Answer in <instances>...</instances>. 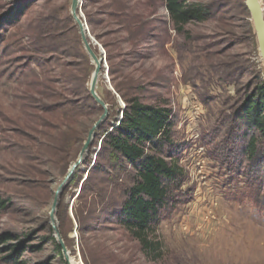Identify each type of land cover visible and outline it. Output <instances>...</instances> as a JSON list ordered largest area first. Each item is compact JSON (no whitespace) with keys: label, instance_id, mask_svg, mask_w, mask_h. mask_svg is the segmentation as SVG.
Masks as SVG:
<instances>
[{"label":"rangeland","instance_id":"rangeland-1","mask_svg":"<svg viewBox=\"0 0 264 264\" xmlns=\"http://www.w3.org/2000/svg\"><path fill=\"white\" fill-rule=\"evenodd\" d=\"M71 1L0 0V264H264V139L250 157L239 119L264 77L245 0H193L208 16L181 29L164 0H81L104 51L95 90L107 115L65 183L103 112ZM125 99L165 106L173 121L168 153L183 180L151 227L156 258L118 219L133 166L100 148Z\"/></svg>","mask_w":264,"mask_h":264},{"label":"trees","instance_id":"trees-1","mask_svg":"<svg viewBox=\"0 0 264 264\" xmlns=\"http://www.w3.org/2000/svg\"><path fill=\"white\" fill-rule=\"evenodd\" d=\"M164 1L169 18L178 29L191 21H204L208 16L205 6L193 0ZM125 102L117 123L104 131L100 148L111 149L133 166L135 178L120 205L118 219L142 250L156 258L161 255V242L151 240V227L171 205L173 192L183 180V174L172 162L173 154L168 153L173 121L171 111L165 106L144 104L137 99H125ZM240 111L239 119L251 133L246 152L255 157L258 137L264 139V77L246 95ZM147 149L154 153H147ZM20 247L12 246L3 260L14 261ZM55 247L61 254L60 245L55 243Z\"/></svg>","mask_w":264,"mask_h":264},{"label":"water","instance_id":"water-1","mask_svg":"<svg viewBox=\"0 0 264 264\" xmlns=\"http://www.w3.org/2000/svg\"><path fill=\"white\" fill-rule=\"evenodd\" d=\"M245 6H246V8L250 14V18L253 22V28H254V31L256 34V38H257L259 53H260L261 59L264 62V17H263V12H262L260 2H259V0H245ZM80 8H81V0H79V3H77L76 0L71 1V16L77 25L78 32L80 35V39L82 41V44H83L87 54L90 56L92 62H94L96 64L94 71H93L92 81L89 84V93H90L91 97L93 98V100L102 108L103 112L100 115V117L98 118V120L89 129L86 140L84 141V144H83V147L80 151L79 156L73 162V165L71 167H69V169H68L66 179H65V183L71 179L75 169L81 164V162L83 160L82 155L86 152L89 144L92 142V140L94 138L95 131L100 126V124L105 120L106 115H107L106 105L95 90L96 82H97L98 76L100 74V70L103 69L102 68V66H103L102 65L103 64L102 59L103 58L101 56H102V53L104 54V51H103L102 47L100 46V44H99V47H100L99 54H97L92 49L91 42L95 39L90 35L88 27L86 25V22H85L84 18L82 17V15L79 13ZM95 43H96V41H95ZM104 59H105V56H104ZM58 242L62 247V251L64 252L65 249H64L62 240L59 237H58Z\"/></svg>","mask_w":264,"mask_h":264},{"label":"bare ground","instance_id":"bare-ground-1","mask_svg":"<svg viewBox=\"0 0 264 264\" xmlns=\"http://www.w3.org/2000/svg\"><path fill=\"white\" fill-rule=\"evenodd\" d=\"M76 1H77V3H79V0H76ZM95 41H96V40H93L92 42L95 43ZM92 42H91V47H92V44H93ZM96 44H98L97 41H96ZM93 45H94V44H93ZM94 46H95V45H94ZM92 49H93V48H92ZM93 50H94V49H93ZM94 64H95V63H94ZM95 65H96V64H95ZM106 65H107V64H106ZM103 67H104V66H103ZM92 76H93V72H92V75H91L90 83H91V81H92ZM83 155H84V154H83ZM83 155H82V157H83Z\"/></svg>","mask_w":264,"mask_h":264}]
</instances>
